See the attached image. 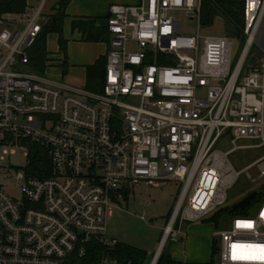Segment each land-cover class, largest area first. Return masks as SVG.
I'll list each match as a JSON object with an SVG mask.
<instances>
[{"label": "built area", "instance_id": "2783aa9c", "mask_svg": "<svg viewBox=\"0 0 264 264\" xmlns=\"http://www.w3.org/2000/svg\"><path fill=\"white\" fill-rule=\"evenodd\" d=\"M244 1L236 59L235 37L200 32L202 0L111 6L105 85L93 93L28 66L47 24L46 0L32 14L29 7L5 13L0 0V152L16 153L20 136L39 141L53 172L30 176L25 152L19 200L0 177V264H65L73 254L83 258L94 240L112 247L107 226L116 203L142 183L183 184L165 243L227 205L242 175L264 178V156L243 171L230 162L237 151L264 147V0ZM182 12L198 24L197 35L182 33L175 17ZM246 140L260 143L240 144ZM248 212L214 232L218 264H264V197Z\"/></svg>", "mask_w": 264, "mask_h": 264}, {"label": "crops", "instance_id": "0c3cea01", "mask_svg": "<svg viewBox=\"0 0 264 264\" xmlns=\"http://www.w3.org/2000/svg\"><path fill=\"white\" fill-rule=\"evenodd\" d=\"M27 1L33 11L42 2V0L38 2L36 0ZM62 1L64 0H46L44 7L47 21L50 20L51 22L52 17L59 12V6ZM139 1L69 0L64 9L66 16L62 20L61 26L63 38L57 32H49L46 35V50L49 52V60L45 74L42 76L75 89L80 88L93 93L96 92L92 88V90L90 89L91 83L88 81L87 73L89 67H93L97 60L107 57L110 52L111 35L106 27L109 9L113 5H137ZM46 28L44 27V30ZM44 30L42 33H44ZM89 32L97 35L101 34L100 37L102 39L93 42L87 40ZM134 188L125 191L124 196ZM172 216L173 214L170 216L165 228L168 226ZM207 223L211 224L214 228L212 223ZM181 229L182 235L176 238L170 237L165 243L162 242L163 233L153 244L152 240L149 242L145 240L143 243H139V245H131L129 243L126 245H131L145 251L147 253V260L151 257V261L149 262L148 260L147 262L148 264H152L153 259L159 252L169 255L173 260L181 264H210L214 259V232L216 230L211 232L206 225H197L196 223L185 224ZM115 236V233L112 235L108 234L110 240L120 243L116 240Z\"/></svg>", "mask_w": 264, "mask_h": 264}, {"label": "rangeland", "instance_id": "374dc122", "mask_svg": "<svg viewBox=\"0 0 264 264\" xmlns=\"http://www.w3.org/2000/svg\"><path fill=\"white\" fill-rule=\"evenodd\" d=\"M36 1L38 2L39 0ZM26 5H28V3H26ZM27 7H29V5ZM30 8L31 7H29L30 14H32L33 10ZM223 10L224 9L220 10L219 14L216 15V18L211 25L205 26L201 23L200 32L202 34L211 36L226 35L224 32L225 13ZM175 17L178 21L182 22V33L187 35L198 34V24L196 22H191L183 12L176 13ZM242 45L243 43L238 41L234 43L235 59L240 54ZM128 50L138 52L136 46L133 45H129ZM201 96H205L203 91H201ZM134 103H137V101H134ZM29 142L39 141L20 136V138H18L13 144L17 149L16 153L9 152L5 155L3 152H0V159L1 157L5 158V161L0 160V177L4 179L3 183L9 188L10 194L17 200L21 199L22 194L20 188L15 186V177L17 172L25 171L28 162L25 152L30 153ZM259 143V141L246 140L240 144L257 146ZM41 144L45 147L43 143ZM263 156L264 147L247 148L246 150L237 151L236 153L231 154L230 162H232L233 166L236 167L238 171H243L247 166L261 159ZM250 172L255 178H257L258 170L256 167L251 168ZM7 175L11 178L7 177ZM237 182L238 183L228 194V203L230 205L242 201L250 193L255 192L259 195L264 193V178L254 183L242 175ZM182 187L183 184L181 182H176L174 180L168 182L167 185L157 188L148 187L144 183L135 187L116 203L117 208L114 211L115 217L108 222V234L112 235L115 233L116 240L124 244L129 243L131 245H139V243H143L145 240H147V242L152 240L153 244L155 240H158V238L163 235L165 226L172 215L171 213L178 201ZM256 205L257 202L254 201L249 207L251 212L255 211ZM143 217L144 219H142ZM227 221L228 218L222 220L220 228H226ZM196 224L206 225L211 232L216 230L211 224L204 221L197 222ZM150 258L151 257L148 259L149 262L151 261ZM214 261L216 264L219 263L217 255L214 257Z\"/></svg>", "mask_w": 264, "mask_h": 264}, {"label": "trees", "instance_id": "16d2710c", "mask_svg": "<svg viewBox=\"0 0 264 264\" xmlns=\"http://www.w3.org/2000/svg\"><path fill=\"white\" fill-rule=\"evenodd\" d=\"M69 0L62 1L59 6V12L52 17V23L47 26L44 33H41L39 39L30 50V62L29 67L33 73L39 75H44L47 69L49 52L46 50L47 37L49 32H57L60 37H62V20L65 18V7ZM27 0H2V8L5 13L21 14L27 9ZM244 0H202L201 9V23L202 25H211L219 14L220 10L224 9L225 13V23H230L238 32L242 33L243 28V9ZM227 7V9H226ZM87 34V33H86ZM106 31V35H107ZM88 33L87 40L100 41L102 38L101 34ZM99 37V38H98ZM63 38V37H62ZM106 40V38H104ZM242 43V42H241ZM107 58H100L96 61L93 67L88 68V81H90L92 88L96 92H102L105 85V75H106V65ZM91 89V90H92ZM30 143V170L29 175L32 177L47 178L52 177V162L49 157V152L39 142H29ZM251 194V193H250ZM249 195V194H248ZM256 198L252 201L258 202L264 197V193L257 194ZM247 198V196H246ZM249 204L247 210L242 211L241 209H232L233 205L229 203L224 207L218 209L214 215L204 219V222H210L214 225L216 230L220 229V224L222 220L231 218L234 215H248V209L252 205ZM206 220V221H205ZM202 221V222H203ZM87 254L80 258L79 256L73 254L69 257L65 264H101L103 258H109L111 260H119L120 264H148L147 253L145 251L139 250L131 245H126L123 243H116L114 247L103 246L97 243L95 240L89 245ZM218 245L215 243L213 249V258L217 255ZM157 264H181L173 260L169 255L161 253L158 258ZM210 264H216L214 259Z\"/></svg>", "mask_w": 264, "mask_h": 264}, {"label": "water", "instance_id": "95a60500", "mask_svg": "<svg viewBox=\"0 0 264 264\" xmlns=\"http://www.w3.org/2000/svg\"><path fill=\"white\" fill-rule=\"evenodd\" d=\"M50 23H51L50 20L47 21L45 27H47ZM224 32L226 33L227 36L231 35L235 37L238 42L242 41V34L238 32L229 22L225 23ZM255 196H256L255 192L247 195V198L243 199L242 201H239L238 203H235L232 209L245 210L248 207V204H250L256 198ZM160 253L161 252H159V254L153 259L154 261L152 262V264H157Z\"/></svg>", "mask_w": 264, "mask_h": 264}, {"label": "snow or ice", "instance_id": "6c2138e0", "mask_svg": "<svg viewBox=\"0 0 264 264\" xmlns=\"http://www.w3.org/2000/svg\"><path fill=\"white\" fill-rule=\"evenodd\" d=\"M245 227H251V225H245ZM234 247H235V246H234ZM234 258H235V259H241V258H243V257H235V256H234Z\"/></svg>", "mask_w": 264, "mask_h": 264}]
</instances>
